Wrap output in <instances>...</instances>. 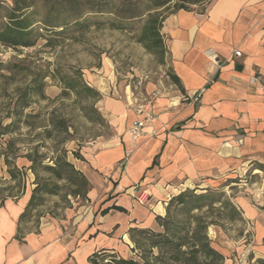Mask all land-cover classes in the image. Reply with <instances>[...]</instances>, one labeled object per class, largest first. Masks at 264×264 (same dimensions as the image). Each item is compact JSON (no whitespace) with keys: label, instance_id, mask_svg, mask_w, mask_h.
<instances>
[{"label":"crops","instance_id":"0c3cea01","mask_svg":"<svg viewBox=\"0 0 264 264\" xmlns=\"http://www.w3.org/2000/svg\"><path fill=\"white\" fill-rule=\"evenodd\" d=\"M161 34L185 94L161 84L146 96L126 90L122 97L107 65L106 77L102 70L91 75L87 83L101 93L113 135L82 150L77 166L91 186L87 198L59 216H39L36 226L35 211L20 221L29 186L5 198L0 264H92L95 253L130 258V229L159 230L156 218L165 216L172 197L217 190L212 185L235 168L252 167L258 179L264 173L258 167L264 165V0H211L203 13L180 10L166 18ZM137 106L156 117V134L150 137L149 128L132 142L128 128L141 118ZM233 202L262 233L263 208L241 196Z\"/></svg>","mask_w":264,"mask_h":264},{"label":"rangeland","instance_id":"374dc122","mask_svg":"<svg viewBox=\"0 0 264 264\" xmlns=\"http://www.w3.org/2000/svg\"><path fill=\"white\" fill-rule=\"evenodd\" d=\"M74 1L60 0L68 11L57 16L51 14L53 21H71ZM78 1L87 9L94 7V2H99ZM110 1L119 6L125 0ZM210 1L206 0L204 6ZM177 2L170 0L166 6L152 12L165 19L175 11ZM17 3L23 7L30 6L26 13L38 9L39 15L31 18L34 21L30 40L33 46L11 48L0 42V123L5 126L16 121L11 133L0 138V205L7 197L21 196L27 186L33 191L36 187L35 173L40 179H52L51 182L57 183L60 188L56 194L45 196L43 204L35 210V218L32 214L27 218H32L36 226L39 216H59L66 209L85 202L83 198L72 195L79 189L78 186L58 181L43 167L54 166L55 158L65 154L66 159L79 170L77 165L84 159L82 150L93 142L108 141L113 135L99 103L101 93L100 100L77 98L74 94L63 96L60 77L80 72L83 81L88 84L89 77L97 71H104L100 76L106 77L107 65L114 72L122 97L126 90L141 97L146 96L154 86L163 84L169 87L174 84L168 74L172 70L171 58L163 35L165 64H161L158 55L150 53L137 40L147 15L135 22L132 29L113 28L111 23L119 21L113 13L107 16L110 20L90 16V26L86 29L71 28L64 33H55L46 31L41 22L51 9L46 3L56 7L57 0H0V29L8 21L9 12L18 6ZM144 3L141 0L139 6L144 7ZM96 21H100V25H95ZM45 75L49 77L42 79ZM40 86L46 98L40 95ZM24 92H27V97L23 99ZM25 103H28L27 107ZM53 119L63 121L67 130L54 129L51 124ZM28 155L37 159L35 172L29 169L31 162L26 158ZM258 167L264 168V165ZM10 170L17 173V179L11 177ZM253 173L252 167L235 168L227 177L214 183L212 186L217 190L212 191L223 194V201H230L234 206V198L241 196L264 210V173L257 172L259 179ZM254 181L257 182L251 183ZM194 190L200 193V189ZM236 210L239 215L233 214L224 203L205 210L203 214L207 221L214 223L208 228V237L212 246L224 256L223 264H258L259 259H264V231L259 232L256 221L247 220ZM132 253L131 257H136L137 252L132 250Z\"/></svg>","mask_w":264,"mask_h":264},{"label":"trees","instance_id":"16d2710c","mask_svg":"<svg viewBox=\"0 0 264 264\" xmlns=\"http://www.w3.org/2000/svg\"><path fill=\"white\" fill-rule=\"evenodd\" d=\"M140 1L125 0L119 6H116L110 0H99V2H94V7L87 9L81 2L75 0L71 10L73 19L60 23L53 21L50 15H62L68 9L60 0H57L56 7L46 3L51 9H49L41 24L46 31L64 33L71 28L79 30L88 28L90 26V23H88L90 16H99V19L110 20L107 16L115 13L119 21H113L111 26L121 30L132 29L135 22L142 20L147 15V20L142 26L137 40L150 53L158 55L161 64H165L164 55L166 50L161 29L166 18L160 19V15L152 11L166 6L170 0H143L145 1L144 7L139 6ZM205 1L178 0L174 5L175 11L171 14L180 10L203 13ZM17 5L9 12L7 15L8 21L0 29V42L11 48L18 46L28 48L34 45L30 41L34 31V21L31 18L38 16L39 12L37 9L32 13H26L30 6L23 7L19 3ZM102 5L104 8H100ZM124 22L128 24L125 25ZM95 25H100V21H96ZM168 74L173 84L185 94L180 78L172 70H169ZM46 77L49 76L45 75L41 78L45 79ZM59 82L63 96L74 94L77 98L93 100H100L101 98L99 91L83 81L80 72H75L72 76H61ZM38 90H40L42 98H46L42 93L41 86ZM26 97L27 92H24L23 99ZM25 104V107H27L28 103ZM14 122L16 121H12L5 126L0 123V138L11 133V128L16 124ZM51 124L54 129L64 128V130H67L63 121L53 119ZM48 134L51 133L48 132ZM26 158L31 162L29 169L35 172L37 159L32 155H28ZM43 168L51 172L58 181H67L78 186L79 189L73 191L72 195L86 200L87 193L91 188L90 183L85 175L76 170L73 164L66 159L65 154L55 158L54 166L45 165ZM9 174L13 179L18 178L14 170H10ZM35 177L36 187L33 189L29 203L21 215V222L26 220L43 204L45 196L56 194L60 188V185L51 182L52 179H40L36 173ZM196 192V190H185L169 200L165 216L156 218L159 230L130 229V239L134 245L132 250L137 252L136 257L123 258L115 253H95L90 258V262L92 264H223L224 256L212 246V242L208 237V228L214 223L208 222L203 212L214 208L217 204L224 203L226 207L231 208L233 214L239 215V213L230 201H223L224 195L221 193H215L212 190H206L202 193ZM111 209L126 212L122 207L113 206ZM257 262L258 264H264V259H259Z\"/></svg>","mask_w":264,"mask_h":264},{"label":"built area","instance_id":"2783aa9c","mask_svg":"<svg viewBox=\"0 0 264 264\" xmlns=\"http://www.w3.org/2000/svg\"><path fill=\"white\" fill-rule=\"evenodd\" d=\"M205 54L208 59L216 60L215 54L212 50H208ZM235 56L241 57V52L236 51ZM135 111L139 116H141V118L128 128V135L131 138L132 142H137L142 136L147 133V129L149 128L151 129L149 132V136L153 137L156 132L154 129H152V125L156 120V117L150 111H147L144 106H137L135 108Z\"/></svg>","mask_w":264,"mask_h":264}]
</instances>
